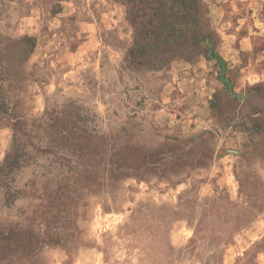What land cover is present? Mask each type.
Masks as SVG:
<instances>
[{
    "label": "rangeland",
    "instance_id": "obj_1",
    "mask_svg": "<svg viewBox=\"0 0 264 264\" xmlns=\"http://www.w3.org/2000/svg\"><path fill=\"white\" fill-rule=\"evenodd\" d=\"M199 22L153 70L123 0H0V264H264L261 64L222 45L264 47V0Z\"/></svg>",
    "mask_w": 264,
    "mask_h": 264
},
{
    "label": "trees",
    "instance_id": "obj_2",
    "mask_svg": "<svg viewBox=\"0 0 264 264\" xmlns=\"http://www.w3.org/2000/svg\"><path fill=\"white\" fill-rule=\"evenodd\" d=\"M123 3L135 28L127 53L130 62L138 60L158 70L176 56L188 52L204 54V46L207 50L208 44L215 42L214 33L199 22L201 0H123ZM0 113H6L2 99Z\"/></svg>",
    "mask_w": 264,
    "mask_h": 264
},
{
    "label": "crops",
    "instance_id": "obj_3",
    "mask_svg": "<svg viewBox=\"0 0 264 264\" xmlns=\"http://www.w3.org/2000/svg\"><path fill=\"white\" fill-rule=\"evenodd\" d=\"M254 33H257V32L250 31V33H241L238 36L239 48L237 49V51L231 47V43L229 44V43L223 42L222 45L225 51L227 47H229L230 49L228 52L229 53L228 59H230L232 56L235 57V59L238 58V61H239V58L241 57H242V60L243 58H246L247 61H249L250 65L258 61L257 63L261 64V69L260 71H257L254 75H257V77L260 80H264V47L258 48L255 46L256 38L254 36ZM249 66H246V67H249Z\"/></svg>",
    "mask_w": 264,
    "mask_h": 264
}]
</instances>
